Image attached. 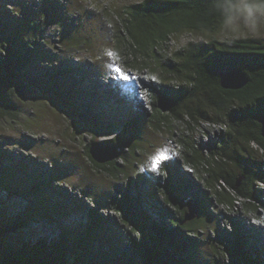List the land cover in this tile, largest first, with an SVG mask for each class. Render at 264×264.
<instances>
[{"label": "rangeland", "instance_id": "obj_1", "mask_svg": "<svg viewBox=\"0 0 264 264\" xmlns=\"http://www.w3.org/2000/svg\"><path fill=\"white\" fill-rule=\"evenodd\" d=\"M138 1L0 0V21L9 30L27 19L29 23L37 22L38 18L31 19V15L42 9L35 8L40 3L48 6L44 24H40L45 26V32L37 47L47 55L34 58L29 66L31 93L19 101L21 119L0 122V258L31 239L62 235L76 255L85 257L88 253L105 264L125 263L126 256L132 253L131 239L138 236L122 226L118 213L107 206L111 196L118 192L116 182L97 172L85 152L88 143L119 131L123 146L127 148L133 142L140 145L138 165L129 157L127 172L133 180V197L141 196L144 201L137 203V207L147 212V225L162 219L154 210L159 202L147 195L153 192L163 165H169L173 172L184 204L189 197L203 196V204L208 201L206 195L212 191L204 188L197 171L176 160L181 150L176 139L182 134L175 131L172 135L165 129L156 131L144 119V114L151 113L152 103L150 91L141 79L150 80L152 68L142 71L132 68L126 73L114 60L122 11ZM63 15L67 16L66 25L51 22ZM214 35L220 39L251 36L264 41V22L255 33L242 26L226 30L223 25ZM66 36L70 40L64 39ZM203 38L188 32L173 35L168 54L189 41ZM109 52L113 55L109 56ZM153 78L159 79L158 71L154 70ZM171 84L177 86L176 82ZM138 111L143 112V122L137 140L135 128L129 122L137 117ZM195 127L187 129L181 125V130L186 139L206 154L216 133L201 125ZM180 173L187 175L189 185L179 181ZM81 188L86 189L82 196L78 193ZM98 201L106 205L101 206ZM242 201L233 211L227 205L209 201L212 216L205 222V231L198 235L195 255L207 261L217 249V242L236 230H244L247 233L244 250L252 256L248 263L260 256L264 260V208L259 209L257 218L243 210ZM96 206L98 213L111 222L93 234L99 240L98 245L92 243L91 237L86 241L84 237L90 220L88 212ZM218 214L220 218L216 217ZM254 226L262 231H256ZM96 247L101 251H96Z\"/></svg>", "mask_w": 264, "mask_h": 264}, {"label": "trees", "instance_id": "obj_2", "mask_svg": "<svg viewBox=\"0 0 264 264\" xmlns=\"http://www.w3.org/2000/svg\"><path fill=\"white\" fill-rule=\"evenodd\" d=\"M220 2L140 0L125 6L122 11L114 60L126 73L132 68L140 71L152 68L150 80L141 79V83L150 91L152 103V111L144 119L156 131L165 129L172 135L175 131L182 134L176 139L181 144L180 154L176 157L178 164L195 169L204 188L212 191L207 193L208 201L204 204L201 202L203 196H198L201 205L199 215L184 222L186 206L180 189L176 187L169 165H163L153 192L147 195L152 201L159 202L154 210L162 219L158 220L159 223L155 221L153 225H147V212L137 207V203L143 204L144 201H141V196L133 197V180L127 172V166L131 163L129 157L138 165L140 145L133 142L126 148L119 141L121 135L88 143L85 152L90 164L97 172L105 173L116 182L114 186L118 192L111 196L107 206L118 213L122 226L138 236L132 237V253L126 256L123 264H264L261 256L248 263L252 256L244 250L247 236L244 230H236L226 239L220 238V242L216 243L217 249L214 247L215 251L207 261L195 255L198 235L205 231V222L212 216L210 200L227 205L233 211L239 207V200L243 199V210L257 218L260 217L259 209L264 208V195L258 184L264 182V152L260 154L259 149L253 146V143L257 144L264 150L259 123V118L264 114V41L251 36L217 38L214 34L223 27V15L217 6ZM249 2L259 4L262 0ZM46 7L40 3L35 8L42 9L31 15V19L38 18L37 22L29 23L27 19L19 22L13 30L0 21V122L21 119L19 101L31 93L29 66L34 58L47 55L37 50L45 32V26L40 24H44ZM51 22L66 25L67 16L55 17ZM181 32L204 38L189 41L171 55L160 52L166 51L171 37ZM70 38L66 36L64 39ZM226 66L241 68L249 79L248 83L237 90L222 88L220 69ZM154 70L158 71L159 79H153ZM173 82L177 86L171 84ZM202 120L225 125V131L221 132L218 140L212 141L206 154L186 139L181 130V125L194 129ZM136 122L135 118L129 124L134 126V135L138 140L142 126L141 121H138V125ZM94 142L121 147L118 158L106 163L94 161L89 153V147ZM237 179H240V184L235 187ZM179 181L185 186L189 185L186 174L180 173ZM85 192L86 189L81 188L78 193L81 195ZM85 195L88 197L90 194ZM97 203L106 205L100 201ZM98 210L99 206H96L88 212L90 220L84 231L85 241L91 237L94 245L99 244V240L93 237L96 230L111 223ZM216 217L220 218V215ZM98 250L101 251L96 247ZM0 264L105 263H100L88 253L85 257L76 255L70 251L61 235L58 238L38 237L24 242L3 255Z\"/></svg>", "mask_w": 264, "mask_h": 264}, {"label": "clouds", "instance_id": "obj_3", "mask_svg": "<svg viewBox=\"0 0 264 264\" xmlns=\"http://www.w3.org/2000/svg\"><path fill=\"white\" fill-rule=\"evenodd\" d=\"M217 6L223 15V25H224L226 30H231L234 26H242L243 28L247 29L249 32L255 33L259 24L261 22H264V0H262V2L259 4L251 3V2H249V0H221V2ZM181 33H183V32H181ZM182 46H184V44ZM181 47L176 48V50L180 49ZM170 49H171V47H168L166 51H165V49L161 50V51L166 52L167 55H171L174 51L171 52L170 54H168V51ZM206 122H212V123H215L217 125V127H218L217 129H210V130H212L213 134L216 133V136L213 138V140H218L221 132L225 131V125L218 123L216 121H213V120H202L199 123V125H201V127H202L203 124ZM203 127H205V126H203ZM205 128H207V127H205ZM207 129H209V128H207ZM120 134H121V132L119 131L115 135L118 136ZM110 137H113V136H107L106 138H104L102 140L108 139ZM212 141H211V143H212ZM115 146H117V145H115ZM253 146L256 149H259L260 154H263L264 150L262 148L258 147V145L254 144V143H253ZM119 148H120V152H121V147H119ZM120 152H119V154H120ZM258 184H259V187L262 189L264 182H258ZM255 250L257 252H259L258 248H255ZM260 255H263V254L261 253Z\"/></svg>", "mask_w": 264, "mask_h": 264}, {"label": "water", "instance_id": "obj_4", "mask_svg": "<svg viewBox=\"0 0 264 264\" xmlns=\"http://www.w3.org/2000/svg\"><path fill=\"white\" fill-rule=\"evenodd\" d=\"M249 79L243 70L239 67L226 66L220 69V86L228 90H237L244 87ZM261 125V134L264 137V114L259 118ZM120 148L115 145H106L100 142H94L89 147V153L92 159L98 163H106L118 158ZM240 184L237 179L235 187ZM186 212L184 214V222L195 219L200 211L201 205L197 199L189 197L186 202Z\"/></svg>", "mask_w": 264, "mask_h": 264}, {"label": "bare ground", "instance_id": "obj_5", "mask_svg": "<svg viewBox=\"0 0 264 264\" xmlns=\"http://www.w3.org/2000/svg\"><path fill=\"white\" fill-rule=\"evenodd\" d=\"M145 115L146 114H144V117H145ZM137 117H138V120H137ZM137 117H136V124L138 125L139 123H138V121H141V122H143V112H141V111H138V114H137ZM134 125H135V123H133ZM142 134V133H141ZM260 192V191H259ZM262 194L264 195V187H262ZM260 192V193H261ZM82 195V194H81ZM158 206H159V204H157ZM254 228H255V230L256 231H262V230H260V229H258V226H254ZM250 230V229H249ZM255 231H252V233H254ZM254 246H255V244H254ZM255 248H257L256 246H255Z\"/></svg>", "mask_w": 264, "mask_h": 264}, {"label": "built area", "instance_id": "obj_6", "mask_svg": "<svg viewBox=\"0 0 264 264\" xmlns=\"http://www.w3.org/2000/svg\"><path fill=\"white\" fill-rule=\"evenodd\" d=\"M203 126L209 128V129H217V125L215 123H212V122H206L203 124Z\"/></svg>", "mask_w": 264, "mask_h": 264}, {"label": "snow or ice", "instance_id": "obj_7", "mask_svg": "<svg viewBox=\"0 0 264 264\" xmlns=\"http://www.w3.org/2000/svg\"><path fill=\"white\" fill-rule=\"evenodd\" d=\"M109 56H111V55H113V53H111V52H109V53H107ZM154 79V78H153ZM158 158V157H157Z\"/></svg>", "mask_w": 264, "mask_h": 264}]
</instances>
